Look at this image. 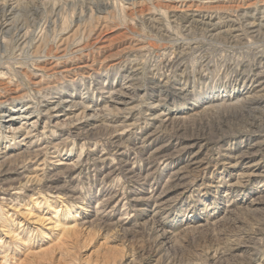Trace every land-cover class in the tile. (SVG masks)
<instances>
[{
  "label": "rangeland",
  "instance_id": "rangeland-1",
  "mask_svg": "<svg viewBox=\"0 0 264 264\" xmlns=\"http://www.w3.org/2000/svg\"><path fill=\"white\" fill-rule=\"evenodd\" d=\"M8 1L0 264H264V0Z\"/></svg>",
  "mask_w": 264,
  "mask_h": 264
},
{
  "label": "bare ground",
  "instance_id": "bare-ground-1",
  "mask_svg": "<svg viewBox=\"0 0 264 264\" xmlns=\"http://www.w3.org/2000/svg\"><path fill=\"white\" fill-rule=\"evenodd\" d=\"M4 1V0H3ZM8 1V0H7ZM24 1V0H23ZM9 2V1H8ZM19 2V1H18ZM1 3V2H0ZM10 3V2H9ZM15 3H17V2H14V4ZM32 3V2H31ZM8 4V3H7ZM264 4V3H263ZM1 5V4H0ZM13 5V4H12ZM11 5V6H12ZM19 5V4H18ZM17 5V6H18ZM257 5V4H256ZM9 6V5H8ZM20 7V6H19ZM8 8H11V7H8ZM15 8H16V6H15ZM6 9V8H5ZM259 9V8H258ZM2 10V9H1ZM11 10H12V8H11ZM14 10V9H13ZM12 10V11H13ZM16 10V9H15ZM8 12V11H7ZM11 12V11H10ZM260 12V11H259ZM5 13H6V11H5ZM14 13V12H13ZM20 13V12H19ZM236 13V12H235ZM3 14V13H2ZM32 14V13H31ZM253 14V13H252ZM237 15H238V13H237ZM242 15V14H241ZM263 14H261V16H262ZM1 16V15H0ZM3 16V15H2ZM9 16V15H8ZM32 16V15H31ZM236 16V15H235ZM258 16V15H257ZM264 16V15H263ZM263 16H262V18L261 19H264L263 18ZM9 17H12V15L11 16H9ZM239 17H243V16H239ZM248 17V16H247ZM253 17V16H252ZM8 18V17H7ZM13 18V17H12ZM12 18H10V20L12 19ZM258 18V17H257ZM9 20V21H10ZM246 20V19H245ZM7 21H8V19H7ZM232 21H235V20H232ZM236 21H237V19H236ZM252 21V20H251ZM251 21H249V22H251ZM256 21L257 20H254L250 25H246V28L249 30V28H252V27H255L256 28V33L260 30L261 31V28H262V22H263V20H261V21H259V23L258 24H255L256 23ZM238 22H240V21H238ZM18 23V22H17ZM248 23V22H247ZM241 24V23H240ZM235 28H238V26L235 24ZM243 28V27H242ZM245 29V28H244ZM259 29V30H258ZM7 30H9V29H7ZM263 30H264V28H263ZM238 31V30H237ZM245 31V30H244ZM254 31V32H255ZM3 32V31H2ZM240 32V31H239ZM245 33V32H244ZM250 33V32H249ZM242 34H243V32H242ZM241 34V35H242ZM258 34H259V32H258ZM262 34H263V32H262ZM232 35V34H231ZM244 35V34H243ZM250 35V34H249ZM252 36V35H251ZM253 36H255V35H253ZM257 36V35H256ZM262 36V35H261ZM260 36V37H261ZM263 36H264V34H263ZM232 37H233V35H232ZM237 37V36H236ZM248 37V36H247ZM259 37V36H258ZM245 37H243V39H244ZM255 38V37H254ZM5 39V38H4ZM232 39H235V38H232ZM238 39V38H237ZM241 39V38H240ZM21 47V46H20ZM263 55V54H262ZM264 56V55H263ZM264 59V58H263ZM261 62V61H260ZM263 74H264V72H263ZM263 85H264V83H263ZM262 87V86H261ZM259 96V95H258ZM263 96V95H262ZM249 102V101H248ZM249 108V107H248ZM252 110V109H251ZM245 111V110H244ZM2 118H8V120H6L7 122H9V121H12L14 118L13 117H11V116H7V115H2L1 116ZM5 120V119H4ZM255 165H257V164H248V166H247V168H252V167H255ZM28 178V177H27ZM25 180H26V178H25ZM27 181H29V180H27ZM26 181V182H27ZM18 184V183H17ZM19 186V185H18ZM68 197V196H67ZM56 213V212H55ZM65 213H67L66 212V210L64 211V213L63 214H60V216L62 217V216H64L65 215ZM69 214V213H68ZM40 218H43L44 219V217H40ZM36 220H37V222H39V223H43L44 221L43 220H41V219H37L36 218ZM45 222H47V220H45ZM47 225V224H46ZM57 226H59L58 224H56ZM73 228H74V226H72V227H64V228H62V238L60 239V241H64L66 238H69V237H71V234H72V232H73ZM55 229V228H54ZM58 230H55V231H58ZM54 232V231H53ZM56 233V232H55ZM60 234V233H59ZM54 235V234H53ZM58 241H59V238H58ZM60 241L58 242V243H60ZM20 244V243H19ZM23 244V243H22ZM25 257V256H24Z\"/></svg>",
  "mask_w": 264,
  "mask_h": 264
}]
</instances>
